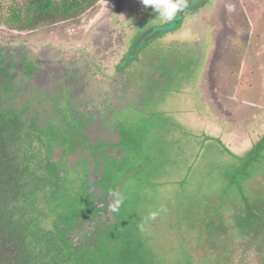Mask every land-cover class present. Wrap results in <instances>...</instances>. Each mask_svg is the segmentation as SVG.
Instances as JSON below:
<instances>
[{
  "label": "rangeland",
  "instance_id": "1",
  "mask_svg": "<svg viewBox=\"0 0 264 264\" xmlns=\"http://www.w3.org/2000/svg\"><path fill=\"white\" fill-rule=\"evenodd\" d=\"M24 2L0 0L1 45L63 61L97 53L108 76L129 48L131 63L160 59L159 47L189 57L167 63L165 82L149 64L140 98L107 97L99 139L47 128L21 149L30 178L15 219L29 264H264V0H201L170 30L141 0H100L77 20L22 31L8 14ZM111 190L125 200L101 244L73 251L63 232Z\"/></svg>",
  "mask_w": 264,
  "mask_h": 264
},
{
  "label": "flooded vegetation",
  "instance_id": "2",
  "mask_svg": "<svg viewBox=\"0 0 264 264\" xmlns=\"http://www.w3.org/2000/svg\"><path fill=\"white\" fill-rule=\"evenodd\" d=\"M196 10H193V13L200 16L199 12H194ZM118 36L112 48L120 47L123 36L120 33ZM113 41L112 39L110 43L113 44ZM211 45L213 48L217 46L215 41H212ZM131 50L132 48H129L126 51L114 66V72L108 76L103 70L100 71L103 61L101 55L97 53H86L87 56L84 58L81 56V59L63 61L66 57L63 60L54 58L42 48L0 44V115L4 121H8L6 125L8 131L17 118L20 117L22 122L20 135L12 136L10 131L4 134L7 157H13L18 164L23 163L21 149L30 141L40 145V140L35 137L41 130L47 128L58 132L74 131L75 125L89 138L99 139L98 135L105 134L104 115L107 111L103 103L107 97L115 105L121 101V96L128 94L140 98L147 93L144 80L149 64L157 62L152 79L165 82L169 61L179 63L189 59L183 53L170 57L166 51L161 52L163 49L159 47L157 53L164 54L158 60L157 54L149 52L143 57L139 56L137 61L126 62ZM189 51L197 56L202 54V49L197 46L190 47ZM83 59L85 63L77 65ZM124 61L126 67L120 74L118 68ZM87 65L89 66L87 70L82 68ZM132 65H137L133 74L130 71ZM98 71L102 72V75H98ZM210 100L219 108L220 103L213 93ZM91 104L92 107L89 106ZM12 142L15 145L14 151L11 149ZM55 148L57 149L58 145H55ZM69 157L68 153L65 158ZM26 176L30 178L27 174ZM114 215L115 213L108 209V201L99 202L88 219L79 221L63 232L64 239L73 251L99 246Z\"/></svg>",
  "mask_w": 264,
  "mask_h": 264
},
{
  "label": "trees",
  "instance_id": "3",
  "mask_svg": "<svg viewBox=\"0 0 264 264\" xmlns=\"http://www.w3.org/2000/svg\"><path fill=\"white\" fill-rule=\"evenodd\" d=\"M100 0H25L23 5L11 7L8 14L18 30H35L42 26L79 19L85 12L94 8ZM1 17V15H0ZM0 115V264H29L25 255V241L19 221H16V204L19 203L28 180L24 164L16 163L7 157L6 138L21 134L20 117L12 122L8 131ZM14 151V142L11 143ZM21 216H17L20 219ZM22 220V218L20 219Z\"/></svg>",
  "mask_w": 264,
  "mask_h": 264
},
{
  "label": "clouds",
  "instance_id": "4",
  "mask_svg": "<svg viewBox=\"0 0 264 264\" xmlns=\"http://www.w3.org/2000/svg\"><path fill=\"white\" fill-rule=\"evenodd\" d=\"M141 3L146 8H150L158 13V19L166 22L173 21L188 8V0H141ZM108 195L110 197L108 202L109 211L112 213L118 212L124 203V195L116 190H111ZM157 215L158 211H152L149 213L147 219H155ZM140 229L143 231V224L140 225Z\"/></svg>",
  "mask_w": 264,
  "mask_h": 264
},
{
  "label": "water",
  "instance_id": "5",
  "mask_svg": "<svg viewBox=\"0 0 264 264\" xmlns=\"http://www.w3.org/2000/svg\"><path fill=\"white\" fill-rule=\"evenodd\" d=\"M200 1L201 0H189L188 1V8L187 9L191 8L193 5L199 3ZM186 10H185V12H186ZM185 12L182 13V14H180V15H178V17L175 20H173L171 23H169L168 25H166L164 28L170 30V29H173L176 26H178L179 25V22H180V18L185 16Z\"/></svg>",
  "mask_w": 264,
  "mask_h": 264
},
{
  "label": "crops",
  "instance_id": "6",
  "mask_svg": "<svg viewBox=\"0 0 264 264\" xmlns=\"http://www.w3.org/2000/svg\"><path fill=\"white\" fill-rule=\"evenodd\" d=\"M203 19V18H202Z\"/></svg>",
  "mask_w": 264,
  "mask_h": 264
}]
</instances>
